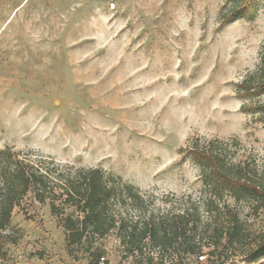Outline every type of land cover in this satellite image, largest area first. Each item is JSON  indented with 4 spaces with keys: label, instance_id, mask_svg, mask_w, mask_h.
<instances>
[{
    "label": "rangeland",
    "instance_id": "obj_1",
    "mask_svg": "<svg viewBox=\"0 0 264 264\" xmlns=\"http://www.w3.org/2000/svg\"><path fill=\"white\" fill-rule=\"evenodd\" d=\"M233 2L0 0V150L51 174L99 166L134 184L155 213L202 196L188 147L196 138L226 140L236 160L263 165L254 106L264 96H242L237 85L260 62L264 0L243 12ZM227 200L248 230L264 233V208L255 214L247 202ZM121 212L135 220L143 211L129 204ZM5 232L17 240L5 244L3 264H95L88 243L68 250L61 217L32 192ZM93 248L103 252L99 264L209 260L206 249L203 262L195 254L177 262L126 256L115 230ZM237 250L224 264L243 259L245 248Z\"/></svg>",
    "mask_w": 264,
    "mask_h": 264
},
{
    "label": "trees",
    "instance_id": "obj_2",
    "mask_svg": "<svg viewBox=\"0 0 264 264\" xmlns=\"http://www.w3.org/2000/svg\"><path fill=\"white\" fill-rule=\"evenodd\" d=\"M233 1L232 11L243 12L248 10L251 0ZM259 58L257 68L237 85L242 96H264V41ZM254 107L256 119L264 125V98ZM225 141L215 138L199 142L196 138L188 145L200 169L203 194L188 206L181 204L176 210L162 213L148 211L134 184L106 174L99 166L76 168L68 175L61 170L51 174L50 170L19 158L9 147H4L0 150V264L6 255L5 244L17 240L15 233L5 232L13 210L28 192L39 202L48 200L50 212L61 217L68 250L72 252L76 245L88 243L95 264H99L103 252L101 248H93L94 242L113 230L126 256L147 253L151 259L157 254L177 262L195 254L196 262H203L206 255L201 250L206 249L207 264H212L213 259L224 264L228 252L245 248V255L237 264L264 261V233L248 230L245 220L227 200L231 198L236 204L247 202L255 214L261 211L264 164L256 165L250 159L236 160V151L230 152ZM229 141L234 150L239 148L237 138ZM129 204L143 211L135 220L121 212ZM67 208L70 210L66 211ZM202 255L204 259L200 260Z\"/></svg>",
    "mask_w": 264,
    "mask_h": 264
},
{
    "label": "built area",
    "instance_id": "obj_3",
    "mask_svg": "<svg viewBox=\"0 0 264 264\" xmlns=\"http://www.w3.org/2000/svg\"><path fill=\"white\" fill-rule=\"evenodd\" d=\"M101 259H102V257H101ZM199 259L201 260H203L204 259V256L202 255V256H199ZM99 263H103V261H99Z\"/></svg>",
    "mask_w": 264,
    "mask_h": 264
}]
</instances>
